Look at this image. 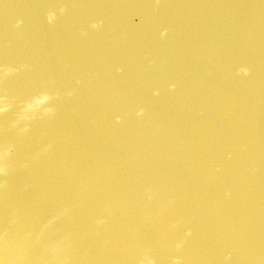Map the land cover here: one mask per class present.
Here are the masks:
<instances>
[{
	"label": "water",
	"instance_id": "1",
	"mask_svg": "<svg viewBox=\"0 0 264 264\" xmlns=\"http://www.w3.org/2000/svg\"><path fill=\"white\" fill-rule=\"evenodd\" d=\"M0 264H264V0H0Z\"/></svg>",
	"mask_w": 264,
	"mask_h": 264
}]
</instances>
